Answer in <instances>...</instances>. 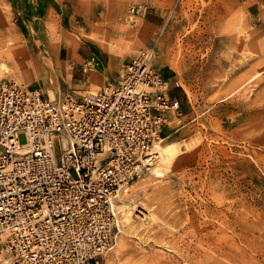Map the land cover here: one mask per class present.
Wrapping results in <instances>:
<instances>
[{
  "label": "rangeland",
  "instance_id": "obj_1",
  "mask_svg": "<svg viewBox=\"0 0 264 264\" xmlns=\"http://www.w3.org/2000/svg\"><path fill=\"white\" fill-rule=\"evenodd\" d=\"M143 49L178 101L158 139L172 163L114 200L128 194L139 223L129 231L115 209L120 231L99 264H201L218 253L199 246L205 229L228 235L224 264H264V0H0V82L76 98Z\"/></svg>",
  "mask_w": 264,
  "mask_h": 264
},
{
  "label": "built area",
  "instance_id": "obj_2",
  "mask_svg": "<svg viewBox=\"0 0 264 264\" xmlns=\"http://www.w3.org/2000/svg\"><path fill=\"white\" fill-rule=\"evenodd\" d=\"M152 49L116 82L61 99L0 82V254L8 264H99L117 241L113 206L151 170L153 145L180 113Z\"/></svg>",
  "mask_w": 264,
  "mask_h": 264
},
{
  "label": "bare ground",
  "instance_id": "obj_3",
  "mask_svg": "<svg viewBox=\"0 0 264 264\" xmlns=\"http://www.w3.org/2000/svg\"><path fill=\"white\" fill-rule=\"evenodd\" d=\"M7 28V27H6ZM8 31V30H7ZM167 63L170 65V67L172 68V69H176L177 68V63L174 61V62H172V61H167ZM0 69L1 70H3V71H5V70H8L9 68H8V66H7V64L5 63V62H0ZM260 70V69H259ZM258 70V71H259ZM262 70V69H261ZM257 71V72H258ZM255 72H256V70H255ZM257 74V73H256ZM258 75V74H257ZM248 77V76H247ZM252 77H254V75L252 76ZM245 78V77H244ZM243 78V80L245 81V79H247V78H245L244 79ZM252 79V78H251ZM242 80V81H243ZM233 85V84H232ZM240 85V84H239ZM242 85V84H241ZM243 86V85H242ZM48 95L50 96V98H54L55 97V94H54V92L52 91V90H48ZM262 93V92H261ZM260 93V94H261ZM259 96V95H258ZM163 140V138L162 139H160V140H156L155 141V143H154V145H153V151H152V153H153V155L157 158V161H156V163H154L155 165H154V167H152L151 168V174L153 175V176H155V177H161V176H164L165 175V171L166 170H168V168L171 166V163H172V159L170 158V152H168V153H166L165 151H164V148L161 146V144H160V142ZM162 163V166H159L160 164ZM129 188H126L124 191L125 192H128L129 190H128ZM123 194H124V192H123ZM122 194V195H123ZM128 196V197H127ZM127 196L126 195H124V196H120L119 197V200H118V203H113V206L115 205V206H117L115 209L117 210L118 209V211L123 215V219H124V222H125V224L126 225H128V227H129V231H130V228L132 229V230H135V229H137V226L136 225H138V223L139 222H137V224L135 223L134 224V220L132 219V209H131V207H129V205H127V203H125L124 202V200L126 199V198H130V196L127 194ZM134 205V204H133ZM135 206V205H134ZM133 206V207H134ZM132 207V208H133ZM144 208H145V206H144ZM134 209V208H133ZM143 209V208H142ZM140 210L139 209V211H138V215H140L141 217L143 216V218H144V215H146V213H148V212H146V210L148 209H146V210ZM217 210V209H216ZM200 211V210H199ZM221 213V212H220ZM116 214H117V212H116ZM143 214V215H142ZM150 216H154V215H150ZM214 216V215H213ZM152 218V217H151ZM205 218H206V216H205ZM153 219V218H152ZM152 219H151V221H152ZM187 219H190V218H188L187 217ZM220 219H222V218H220ZM219 219V220H220ZM194 220V219H193ZM192 220V221H193ZM198 220V219H197ZM223 220V219H222ZM117 221H118V224H119V222H120V220H118L117 219ZM122 221V220H121ZM221 221V220H220ZM192 223V222H191ZM208 224H211V221L208 223ZM222 225H224V226H226L228 223L226 222V221H222V223H221ZM122 225V224H121ZM149 225H151V224H149ZM148 225V226H149ZM191 226V225H190ZM146 227H147V225H146ZM152 226H150V228H151ZM222 228V227H221ZM216 229V228H215ZM214 229V230H215ZM139 230V229H138ZM141 230H143V229H141ZM140 230V232H142L143 233V231L144 230H146V229H144L143 231H141ZM152 230H153V228H152ZM216 230H218V228L216 229ZM234 230V229H233ZM193 231V230H192ZM201 231V230H200ZM204 232H202L201 234H199L198 236V238H197V240H198V242H199V246H201V245H204V244H206L207 245V247L208 248H210L211 250H215L216 252H218L219 253V255L222 257V256H224L223 254H226V247H225V243H226V241H227V236L228 235H226V233H224V231H223V233H221V234H219L218 235V238L215 236L216 235V233H215V231H212V230H210V229H205V230H203ZM219 231V230H218ZM229 231V230H228ZM146 232V231H145ZM135 233H137V232H135ZM146 233H148V230H147V232ZM238 233V232H237ZM132 234V233H131ZM138 234V233H137ZM183 234V236H184V233H182ZM188 234V233H187ZM214 236L218 239L217 241H214L213 239H214ZM173 238H175L174 236H173ZM173 238H171L172 239V241H173ZM180 239H178L177 241H179ZM192 240V239H191ZM176 241V242H177ZM197 242V243H198ZM189 243V242H188ZM191 243V242H190ZM173 243H170V245H172ZM230 244V243H229ZM179 245V244H178ZM188 246V245H187ZM179 247V246H178ZM193 247V246H192ZM191 247V248H192ZM195 247H198L197 245L195 246ZM202 247V246H201ZM184 248H185V246H184ZM190 248V249H191ZM182 249V251L184 250L183 249V247L181 248ZM197 249V248H196ZM199 249V248H198ZM202 249H205V248H202ZM180 251V250H179ZM187 251H188V248H187ZM196 251V250H195ZM210 252V251H209ZM179 253H181V252H179ZM178 253V254H179ZM186 253V252H185ZM218 253L216 254L217 255V257H209L207 260H205V261H203V262H201V264H224V261L222 260V259H220L221 257H218ZM182 254H184V253H182ZM190 254H193V252L192 253H190ZM187 255V254H186ZM212 255V254H211ZM214 255V254H213ZM163 256V255H162ZM180 255H178V257H179ZM151 257V256H150ZM160 258H161V256H159ZM185 257V256H184ZM229 258V257H228ZM234 258V257H233ZM151 259V258H150ZM224 259V258H223ZM170 260V259H169ZM195 260V259H194ZM198 260V259H197ZM174 261V260H173ZM176 261V260H175ZM193 261V260H192ZM199 261V260H198ZM181 262V261H180ZM196 262V261H195ZM199 263V262H198ZM246 263H250V262H246ZM2 264H8V261H4ZM237 264H238V262H237Z\"/></svg>",
  "mask_w": 264,
  "mask_h": 264
}]
</instances>
